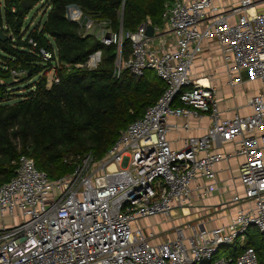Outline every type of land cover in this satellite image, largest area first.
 <instances>
[{"label": "built area", "instance_id": "built-area-1", "mask_svg": "<svg viewBox=\"0 0 264 264\" xmlns=\"http://www.w3.org/2000/svg\"><path fill=\"white\" fill-rule=\"evenodd\" d=\"M226 2L172 0L165 27H154L151 37L148 23L133 33L122 27L115 32L110 21L76 5L67 8L66 18L79 25L82 37L116 47V77L128 70L140 78L152 70L165 91L121 132L103 160L78 157L72 175L52 181L33 159L20 158L15 177L0 186L2 221H17L0 230V264H260L248 244L252 229L264 235V0ZM127 40L132 51L125 59ZM207 41L221 48L231 90L261 83V91L247 98L251 115L225 119L209 76L194 77ZM102 59L97 51L76 68L96 70ZM25 74L12 72L15 78ZM176 118L207 120L209 128L177 150L168 140L178 128L170 124ZM228 144L234 153L225 151ZM234 158L244 159L239 175L223 182L217 168ZM214 194L218 210L226 212L223 224L208 229L181 222L186 210ZM159 216L173 222V229L155 242L158 234L138 224Z\"/></svg>", "mask_w": 264, "mask_h": 264}, {"label": "trees", "instance_id": "trees-1", "mask_svg": "<svg viewBox=\"0 0 264 264\" xmlns=\"http://www.w3.org/2000/svg\"><path fill=\"white\" fill-rule=\"evenodd\" d=\"M171 1L0 0V29L9 37L0 41V186L15 177L22 156L33 159L52 181L72 175L78 157L103 160L121 132L165 91L152 70L140 78L128 70L116 77V47L82 37L79 25L66 18L67 8L76 5L94 19L110 21L115 32L122 27L133 33L144 23L164 28ZM38 6L47 7V19L30 31L26 20ZM97 51L103 52L98 69L76 68ZM131 51L127 40L125 59ZM42 52L53 58L45 60ZM13 71L26 74L15 78ZM49 74L59 83L49 84ZM34 78L38 81L25 87L26 94H16ZM248 247L264 264V235L250 237Z\"/></svg>", "mask_w": 264, "mask_h": 264}, {"label": "crops", "instance_id": "crops-1", "mask_svg": "<svg viewBox=\"0 0 264 264\" xmlns=\"http://www.w3.org/2000/svg\"><path fill=\"white\" fill-rule=\"evenodd\" d=\"M234 0H227V3ZM204 52L196 62L194 68V77L201 78L205 73L210 78V85L218 91V100L220 110L222 112V116L225 119H231L236 115L241 117H246L251 115L252 111L250 107L247 105V98L259 93L261 91L262 86L259 87L258 84H261L257 81L247 82L245 86L238 87L235 90H231L227 86V76H226V68L223 63L222 52L220 46L215 41H207L204 42ZM248 80V79H246ZM254 85V87L252 86ZM189 123L190 129L184 130L183 126ZM170 124L177 126V129L172 130L168 134V140L171 143V146L174 149H182L184 142L186 139L190 137H199L204 135L209 128V122L207 120H186L184 118L180 119H171ZM234 144H228L225 147V151L229 153L235 152ZM244 161L243 158H234L230 163H222L218 166V171L220 173L219 177L223 182H226L230 178H237L239 175V165ZM226 183L220 184V186L225 187ZM241 192V186L238 184L236 187ZM231 195H225L227 199ZM219 196L214 194L212 197L207 198L205 200H201L194 204V207L190 210H186L182 217V213H179L182 217L181 222H195L200 225H204L208 229L215 228L221 224H223L225 220L226 212L219 211L218 204ZM223 218L217 219V215H221ZM156 219L158 220L160 228L157 227H146L143 225L145 221ZM165 220V221H163ZM142 226L146 233H149V230H153L157 235L155 242H161L165 238H168L166 235L168 232L173 229V222L171 223L168 218L165 217H152L147 220L141 221ZM167 224H166V223ZM177 224V222H175ZM169 225V226H167Z\"/></svg>", "mask_w": 264, "mask_h": 264}, {"label": "rangeland", "instance_id": "rangeland-1", "mask_svg": "<svg viewBox=\"0 0 264 264\" xmlns=\"http://www.w3.org/2000/svg\"><path fill=\"white\" fill-rule=\"evenodd\" d=\"M47 7L45 6H38L31 14L30 16L27 18L26 20V26L28 27V29L33 30L35 29L37 26L43 24L46 19H47V14H45ZM26 38L28 37V34L26 33ZM3 64L2 58L0 57V65ZM48 79H49V84L50 82L53 80V74H49L48 75ZM38 81V78H34L32 79L30 82H28L27 85L22 86L19 91H17L16 94H26V88L25 87H29V86H34L36 84V82ZM259 87L262 86L261 84H258ZM254 87V85H252ZM181 213V212H180ZM223 218L222 214L221 215H217V219H221ZM165 221V220H163ZM17 221H15L13 218L9 217V216H5L4 220L2 221V218L0 216V230L4 229V226L6 227H10L12 225H14ZM159 221L156 219H151L148 221H145L143 223L144 226L146 227H157L160 228L159 226ZM166 223V222H165ZM167 224V223H166ZM139 225L142 226V222H139ZM169 226V225H167ZM259 233L257 231V229H252L250 232V237L252 236H257ZM230 252V251H229ZM231 252H233V250H231ZM223 257V254H219V256L217 257V259H221Z\"/></svg>", "mask_w": 264, "mask_h": 264}, {"label": "water", "instance_id": "water-1", "mask_svg": "<svg viewBox=\"0 0 264 264\" xmlns=\"http://www.w3.org/2000/svg\"><path fill=\"white\" fill-rule=\"evenodd\" d=\"M153 34H154V26L149 25L147 27V35L151 37V36H153ZM8 39H9V37L6 36L3 33V31L0 29V41L6 42Z\"/></svg>", "mask_w": 264, "mask_h": 264}, {"label": "bare ground", "instance_id": "bare-ground-1", "mask_svg": "<svg viewBox=\"0 0 264 264\" xmlns=\"http://www.w3.org/2000/svg\"><path fill=\"white\" fill-rule=\"evenodd\" d=\"M204 83H207V82H204Z\"/></svg>", "mask_w": 264, "mask_h": 264}]
</instances>
